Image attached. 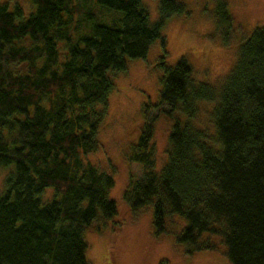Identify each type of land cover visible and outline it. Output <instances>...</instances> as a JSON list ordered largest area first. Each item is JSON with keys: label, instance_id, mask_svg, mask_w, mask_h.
I'll return each instance as SVG.
<instances>
[{"label": "trees", "instance_id": "1", "mask_svg": "<svg viewBox=\"0 0 264 264\" xmlns=\"http://www.w3.org/2000/svg\"><path fill=\"white\" fill-rule=\"evenodd\" d=\"M157 1L151 22L141 0H95L122 18L92 26L76 43L64 29L80 11L68 0H30L28 16L0 1V166L12 169L0 193V264H89L83 233L98 231L117 211L108 196L112 177L83 157L98 147L113 89L108 72L144 58L156 41L164 49V22L185 12L175 0ZM215 16L229 30L223 1ZM159 60L160 111L173 120L170 149L156 173L157 115L148 116L146 106L130 156L143 172L128 182L123 200L131 209L152 207L156 234L167 218H182L176 240L189 253L221 248L229 264H264V30L238 45L217 88L195 84L182 57L173 65ZM198 101L213 103L215 149L203 130L173 116L179 110L192 118ZM46 189L49 200L42 199Z\"/></svg>", "mask_w": 264, "mask_h": 264}, {"label": "rangeland", "instance_id": "2", "mask_svg": "<svg viewBox=\"0 0 264 264\" xmlns=\"http://www.w3.org/2000/svg\"><path fill=\"white\" fill-rule=\"evenodd\" d=\"M0 1L7 3L9 9L17 5L25 16L33 12L30 0ZM68 1L69 6L73 5L72 10L80 11L72 17L74 22L64 29L66 32H62L69 34L72 43L89 36L92 26L117 25L122 18L121 12L99 6L95 0ZM175 1L184 6L185 12L172 15L164 22L161 30L164 49L156 41L144 58L127 59L124 70L108 72L113 89L107 97L106 115L96 133L98 147L84 156L83 161L112 177L113 187L108 196L114 201L117 214L98 231L83 233L87 245L84 255L89 264H229L221 248L189 253L188 245L177 242L176 237L186 224L182 218L176 215L167 218L165 231L156 234L152 226V207L131 209L123 200L128 182L138 179L143 172V166L130 156L146 106L148 116L157 115L152 138L156 173L165 165L170 149L168 134L173 120L160 111V57H164L166 65L184 58L195 84L217 88L235 62L238 45L256 28L264 30V0ZM220 1L226 4L231 15L229 30L216 25L215 7ZM141 3L149 20L155 22L158 1L141 0ZM195 107L197 112L192 118H186L179 110L173 116L181 124L188 122L192 129L203 130L207 136L205 143L215 149L218 137L211 119L213 103L198 101ZM11 173L10 166H0V193ZM51 197V189L42 193L43 200Z\"/></svg>", "mask_w": 264, "mask_h": 264}]
</instances>
